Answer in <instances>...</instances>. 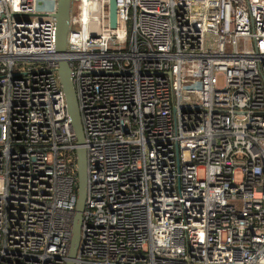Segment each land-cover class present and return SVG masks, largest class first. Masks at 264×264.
<instances>
[{
	"label": "built area",
	"instance_id": "built-area-1",
	"mask_svg": "<svg viewBox=\"0 0 264 264\" xmlns=\"http://www.w3.org/2000/svg\"><path fill=\"white\" fill-rule=\"evenodd\" d=\"M77 2L74 264H264V0H118L114 28L110 0ZM58 3L0 0V264L69 260L78 144Z\"/></svg>",
	"mask_w": 264,
	"mask_h": 264
},
{
	"label": "water",
	"instance_id": "water-1",
	"mask_svg": "<svg viewBox=\"0 0 264 264\" xmlns=\"http://www.w3.org/2000/svg\"><path fill=\"white\" fill-rule=\"evenodd\" d=\"M117 1L118 0H110L109 3L111 26L113 28L117 25ZM72 6L73 0H59L58 10L56 12V52L60 56L58 60L57 72L59 75L60 83L65 92L67 107L71 123L77 135L78 144L76 148L78 195L72 225L69 260L67 264H74V259L77 255L81 239V225L88 188V151L85 145L86 137L84 133L77 93L74 86L72 68L66 56L68 52V35L72 20Z\"/></svg>",
	"mask_w": 264,
	"mask_h": 264
},
{
	"label": "rangeland",
	"instance_id": "rangeland-1",
	"mask_svg": "<svg viewBox=\"0 0 264 264\" xmlns=\"http://www.w3.org/2000/svg\"><path fill=\"white\" fill-rule=\"evenodd\" d=\"M79 14V5L77 0H73V6H72V20H71V25H74ZM206 42L213 44V46L217 45V38L214 37L213 35H207L206 36Z\"/></svg>",
	"mask_w": 264,
	"mask_h": 264
},
{
	"label": "trees",
	"instance_id": "trees-1",
	"mask_svg": "<svg viewBox=\"0 0 264 264\" xmlns=\"http://www.w3.org/2000/svg\"><path fill=\"white\" fill-rule=\"evenodd\" d=\"M75 154H76V151H75ZM74 155V154H73ZM77 181H78V179H77ZM76 193H77V195H78V185L76 186Z\"/></svg>",
	"mask_w": 264,
	"mask_h": 264
}]
</instances>
